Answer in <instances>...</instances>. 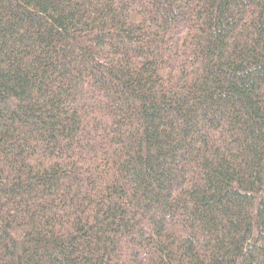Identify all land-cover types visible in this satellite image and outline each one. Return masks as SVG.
Segmentation results:
<instances>
[{
  "label": "trees",
  "instance_id": "1",
  "mask_svg": "<svg viewBox=\"0 0 264 264\" xmlns=\"http://www.w3.org/2000/svg\"><path fill=\"white\" fill-rule=\"evenodd\" d=\"M0 264H264V0H0Z\"/></svg>",
  "mask_w": 264,
  "mask_h": 264
}]
</instances>
